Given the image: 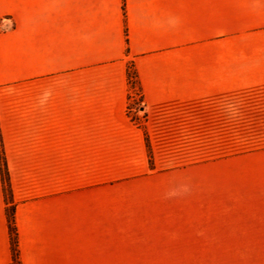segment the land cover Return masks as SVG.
Segmentation results:
<instances>
[{
  "label": "crops",
  "instance_id": "0c3cea01",
  "mask_svg": "<svg viewBox=\"0 0 264 264\" xmlns=\"http://www.w3.org/2000/svg\"><path fill=\"white\" fill-rule=\"evenodd\" d=\"M0 132L21 264H264V0H0Z\"/></svg>",
  "mask_w": 264,
  "mask_h": 264
},
{
  "label": "rangeland",
  "instance_id": "374dc122",
  "mask_svg": "<svg viewBox=\"0 0 264 264\" xmlns=\"http://www.w3.org/2000/svg\"><path fill=\"white\" fill-rule=\"evenodd\" d=\"M130 96L128 114L135 125L145 130L147 115L138 77L134 69L129 74ZM131 99V98H130ZM182 234V231H180ZM146 240V239H145ZM130 241V240H129ZM148 241V240H146ZM157 245L116 246L115 264H214L187 261L185 238L162 239ZM149 242V241H148ZM147 242V243H148Z\"/></svg>",
  "mask_w": 264,
  "mask_h": 264
},
{
  "label": "trees",
  "instance_id": "16d2710c",
  "mask_svg": "<svg viewBox=\"0 0 264 264\" xmlns=\"http://www.w3.org/2000/svg\"><path fill=\"white\" fill-rule=\"evenodd\" d=\"M146 140L148 145V154H149V162L151 167H153V155L150 148V141L149 137L146 134ZM0 167L2 172V178L4 183V192L6 196V200L8 202V220H9V228H10V235H11V243H12V253H13V264H21L20 263V255L18 249V231L16 227V219H15V207L13 205V195L12 189L10 185V175L6 160V155L4 151L3 141L0 132Z\"/></svg>",
  "mask_w": 264,
  "mask_h": 264
},
{
  "label": "built area",
  "instance_id": "2783aa9c",
  "mask_svg": "<svg viewBox=\"0 0 264 264\" xmlns=\"http://www.w3.org/2000/svg\"><path fill=\"white\" fill-rule=\"evenodd\" d=\"M130 98H131L130 100H132L133 97L131 96Z\"/></svg>",
  "mask_w": 264,
  "mask_h": 264
}]
</instances>
